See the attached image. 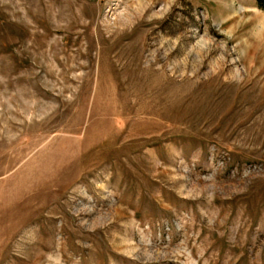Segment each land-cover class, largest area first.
<instances>
[{"label": "rangeland", "instance_id": "rangeland-1", "mask_svg": "<svg viewBox=\"0 0 264 264\" xmlns=\"http://www.w3.org/2000/svg\"><path fill=\"white\" fill-rule=\"evenodd\" d=\"M0 0V264H264V1Z\"/></svg>", "mask_w": 264, "mask_h": 264}, {"label": "trees", "instance_id": "trees-1", "mask_svg": "<svg viewBox=\"0 0 264 264\" xmlns=\"http://www.w3.org/2000/svg\"><path fill=\"white\" fill-rule=\"evenodd\" d=\"M258 1H259L260 3H262L264 0H258ZM260 3H259V4H260Z\"/></svg>", "mask_w": 264, "mask_h": 264}]
</instances>
